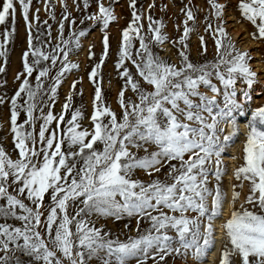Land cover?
I'll use <instances>...</instances> for the list:
<instances>
[{"label":"snow or ice","instance_id":"6c2138e0","mask_svg":"<svg viewBox=\"0 0 264 264\" xmlns=\"http://www.w3.org/2000/svg\"><path fill=\"white\" fill-rule=\"evenodd\" d=\"M118 3L96 0L97 11L84 20L107 30L117 19L114 5ZM32 4L33 0H3L0 7V25L6 26L0 34V57L5 62L6 46L17 31V5L28 31L23 72L16 77L24 79L10 98L16 158L0 145V264H168L169 258L176 257L185 264L189 259L201 264L214 247V222L223 215L225 193L220 181L226 167L222 156L239 135L238 117L247 115L252 100L249 90L258 82L249 63L250 53L239 51L227 32L224 17L228 5L208 0L212 19L205 18V31L214 41L215 57L193 63L187 43L195 30L188 26L189 21H196L191 8L186 5L181 10L186 16L183 35L169 41L162 32L163 23L151 17L148 34H142V15L136 0H129L133 19L122 31L116 64L124 81L118 94L120 113L106 103L96 79L110 48L105 31L101 61L89 74L95 86L89 130L81 123L80 109L65 120L71 95L58 116L51 111L53 105L44 102L46 96L54 101L65 75L79 68L69 56L72 45L79 48L80 38L87 32H74V40H65L61 21L63 47L57 44L51 52L43 51L51 41L41 46L34 43L43 33L33 36ZM83 7H90L89 0H83ZM237 8L254 27L252 38L264 40V0H238ZM38 13L36 9L37 23ZM69 15L65 5L63 19L68 20ZM137 40L139 49L134 52ZM199 40L200 55L206 56L204 36ZM166 42L180 46L179 64L153 51V45ZM93 56L90 48L89 59ZM48 61L50 64L45 63ZM4 72L0 67V73ZM34 72L35 85L29 79ZM45 79L52 81L47 87ZM238 82L247 87H238ZM129 90L135 99L126 98ZM5 102L0 96V105ZM21 112L26 118L18 123ZM37 121H42L38 134ZM54 121L56 127L51 128ZM244 127V162L234 172L239 183L233 185L230 218L221 225L227 240L220 264H264V106L251 112ZM138 172L149 179L137 178ZM213 179L216 184L210 187ZM245 181L249 184L245 204L250 207L242 204L237 210L241 193L236 188L243 189ZM108 219H135L137 234L121 239L104 225L97 227L98 221ZM124 229L131 231L128 223Z\"/></svg>","mask_w":264,"mask_h":264},{"label":"rangeland","instance_id":"374dc122","mask_svg":"<svg viewBox=\"0 0 264 264\" xmlns=\"http://www.w3.org/2000/svg\"><path fill=\"white\" fill-rule=\"evenodd\" d=\"M89 2L90 7L85 10L83 7V0H76V3H74V0H64V3H61V0H33L29 19L32 20L33 36L35 37L38 32L43 33L39 40H35L34 43H36L37 46H41L42 44L47 45V42L49 40L51 41L50 45L47 47H42V50L46 52H51L52 48H54L57 44H61L63 47L59 31V24L61 21L64 23L63 39L65 40H74L72 36L74 32L78 33L80 30H85L87 32L86 36L80 38L79 48H75L74 44L72 45L74 50L69 56L70 62L78 64L79 68L73 69L71 72L65 75L54 101H49L46 96L44 98V102L52 104L53 106L51 107V111L54 115L58 116L63 111V105L67 102V97L71 95V107L69 111L65 113V120L67 121L71 119L72 112L76 109H80L84 117L81 121L83 127L91 130L92 124L90 117L94 110L93 101L95 86L92 81H90L89 74L91 73L93 67L101 61V56L104 52L103 37L105 35V31L109 37L110 48L107 57L104 59L102 67L98 70V76L96 79L102 89L103 97L106 103L110 105L111 108L117 112V114L120 113L118 94L124 85V81L120 78L116 64L119 60L122 31L128 28L129 24L132 22L133 9L129 7V0H119V3L114 5V11L117 19L110 23L107 30H104L102 25L93 21L84 20L87 15L97 11L96 0H89ZM219 2L226 3L228 5L224 19L227 22L226 28L231 41L236 45L239 51L250 53L251 60L249 63L251 69L255 71L258 76V82L253 85L251 90H249L252 100L247 104V115L243 118L238 117V124L240 126V123L245 124L247 120L250 119V115L253 110L264 106V40H254L252 38L251 33H253L255 29L249 22L241 17V14L237 8L238 0H219ZM46 3H49V8L47 9L45 7ZM77 4H79V10L77 8ZM153 4L155 6L150 8L149 6ZM2 5L3 0H0V7H2ZM65 5L67 6V13H70L68 20L63 19L65 14ZM186 5L193 10L196 17L195 23L193 24V22L189 21L188 25L189 27H193L195 29L190 34V39L187 41L190 49V59L193 63H203L205 60L211 61L215 57V46L211 35L205 31V18L208 17L209 19H212L210 16V5L208 4V0H191V3H189V0H136V7L139 9V14L142 15V20L140 21V23L143 24L142 34H148L149 17H151L152 20L161 21L163 23L164 27L162 28V32L168 36L169 41L178 40L183 35L184 31V20L186 19V16L181 10L185 8ZM17 9V31L16 34L10 38L9 43L6 46L8 50L6 62L5 57H0V67L5 68V72L0 73V96H3L6 101L3 105H0V145H3V147L10 154H12L13 159L16 158V152L14 151L13 134L10 131V98L14 96L15 92L19 89L22 80L24 79L23 76L19 80L16 79V77L17 74L23 72L22 57L23 53L28 50V31L25 22L20 15L19 5H17ZM36 9H39V23H37L34 19V16L36 15ZM53 16L55 17L54 19L52 18ZM72 20H75V25L71 23ZM81 20H84L83 24L80 22ZM229 20H231L230 23L228 22ZM44 21H47V24H44ZM216 23L217 22L213 20L214 26ZM5 27V25H0V34L3 33ZM7 27H9V29L11 28L10 21ZM49 31L51 33L50 37L48 35ZM236 32L241 35V38L237 41L234 40L232 36V34ZM200 36H204L207 44L208 53L206 56L200 55ZM242 38L244 39L241 40ZM2 40L3 36L0 35V41ZM152 47L153 51L159 53L162 58L168 60L170 63L179 64L180 61L178 49L180 46L178 44L174 47L172 43L166 42L162 46L153 45ZM90 48L94 54L92 59H89ZM137 49H139L138 40L134 41L133 51L135 52ZM31 60L32 57L30 56L29 62H31ZM45 63L50 64V61ZM126 65L133 73H135L136 70L130 61H126ZM43 66L44 64H42L40 67ZM59 67L60 65L58 62L56 68L52 70L51 76L54 77L56 75ZM36 74L37 73L34 72L32 77L29 78L33 85H35ZM51 82L52 81L50 79L44 80L46 87L50 85ZM74 82H78L76 83L75 90H73L71 87ZM237 86L244 88L247 87L246 85H243L239 82ZM209 95H211V93H209ZM125 96L126 98L135 99V95L130 90L125 93ZM18 102L22 103V101ZM48 111L49 108L46 107L44 112L47 113ZM36 115H39V112H37ZM25 118V114L21 112L18 123H23ZM40 123H42V121H37L36 123L35 131L37 134L39 132ZM50 127L55 128L56 122L54 121ZM64 127H66V125H61V128ZM246 132L247 129L245 128L244 132H242L240 126L238 137L222 156L223 163L226 167V174L222 177L220 184L224 193L226 192V185L228 182L226 177L230 176L232 179L231 189H233V185L239 183V181L235 179L234 172L236 168H238L244 162L243 148L246 140ZM240 135L241 138L238 139ZM237 140H239L238 146L235 143ZM233 149L235 151L234 154L231 153ZM233 157H235V159H233ZM229 159L234 160L235 167L232 173H230V161H226ZM164 171H167V169ZM137 178L142 180L149 179V177L145 176L143 172H138ZM161 178L163 177L161 176ZM215 184L216 181L213 179L211 181L210 187L214 186ZM236 191L240 192L241 195L235 204V208L239 210L242 204L245 207H250L249 205L245 204V198L249 194L248 182L245 181L243 189L236 188ZM231 202L232 195L229 202L227 218L223 219L221 225L230 218L232 210ZM125 223L130 225V232L124 229ZM101 225H104L106 230L110 229L113 233L119 234L121 239H125L129 234L132 236L137 234L135 232V219L130 221H113L111 219L100 220L97 223V227ZM142 227H147V225L142 224ZM226 240L227 238L224 234L223 242L220 246L217 256L214 258L213 264H220L221 252ZM207 256L208 254L204 260L207 258ZM133 264H135V262H133ZM149 264H152V262L149 261ZM168 264H185V260L180 257H176L175 259L169 258ZM187 264H193V262L189 259Z\"/></svg>","mask_w":264,"mask_h":264},{"label":"bare ground","instance_id":"6f19581e","mask_svg":"<svg viewBox=\"0 0 264 264\" xmlns=\"http://www.w3.org/2000/svg\"><path fill=\"white\" fill-rule=\"evenodd\" d=\"M229 23L231 22V20L228 21ZM241 34V33H240ZM233 36V39L234 40H238L241 38V35H239V33H233L232 34ZM244 38H242L241 40H243ZM240 126H241V131L244 132L245 130V127H244V123H240ZM241 138V135L239 136L238 139ZM238 142L239 140H237L235 143L237 144L238 146ZM234 149L231 151L232 154H234ZM226 161H230L229 164H230V173L233 172L234 170V160H226ZM227 179V185H226V194H225V203H224V208H223V215L218 217L216 220H215V229H216V232H215V242H214V247L212 248V250L208 253V256L207 258L201 263V264H213L214 262V258L217 256V253L219 252L220 250V246L223 242V231H222V228H221V223L223 221V219L227 218V215H228V208H229V202H230V198H231V195H232V189H231V177H226Z\"/></svg>","mask_w":264,"mask_h":264}]
</instances>
